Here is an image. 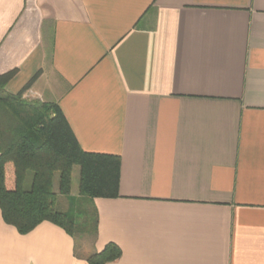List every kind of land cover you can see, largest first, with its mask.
Returning <instances> with one entry per match:
<instances>
[{"label": "crops", "instance_id": "1", "mask_svg": "<svg viewBox=\"0 0 264 264\" xmlns=\"http://www.w3.org/2000/svg\"><path fill=\"white\" fill-rule=\"evenodd\" d=\"M13 69L8 93L40 72L24 98L120 157V195L91 200L84 253L0 209V264H89L109 243L122 255L107 264H264V0H0Z\"/></svg>", "mask_w": 264, "mask_h": 264}, {"label": "trees", "instance_id": "2", "mask_svg": "<svg viewBox=\"0 0 264 264\" xmlns=\"http://www.w3.org/2000/svg\"><path fill=\"white\" fill-rule=\"evenodd\" d=\"M18 69L0 74V209L8 224L22 234L50 221L75 236L73 209L57 208L59 194L71 195L74 167L80 168L79 196L116 198L120 195L121 159L117 155L84 151L60 105L27 100L25 92L38 79V72L18 93L6 91ZM12 163L14 180L7 177ZM59 175L58 191L55 190ZM31 175V186L26 188ZM74 201V200H73ZM121 248L109 243L87 257L89 264H107L119 259Z\"/></svg>", "mask_w": 264, "mask_h": 264}, {"label": "rangeland", "instance_id": "3", "mask_svg": "<svg viewBox=\"0 0 264 264\" xmlns=\"http://www.w3.org/2000/svg\"><path fill=\"white\" fill-rule=\"evenodd\" d=\"M26 99L49 102L34 96L27 97ZM58 180H59V175L57 174L55 179V187H54L56 191H58ZM79 183H80V172H79V167L76 166L74 168V176L72 183L73 191H71V195L73 194L72 196L74 199L70 200L69 197L59 194L57 197V208L62 211H68L70 209H73V213L77 224L75 237L76 239H78L79 253H84L86 251V246L90 241L92 234L94 233L95 220H94V213L92 210L93 208L91 201L89 199H85L84 197L79 196V189H78ZM29 185L31 186V181L29 182ZM26 188H29V186L26 185Z\"/></svg>", "mask_w": 264, "mask_h": 264}]
</instances>
